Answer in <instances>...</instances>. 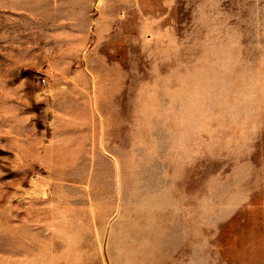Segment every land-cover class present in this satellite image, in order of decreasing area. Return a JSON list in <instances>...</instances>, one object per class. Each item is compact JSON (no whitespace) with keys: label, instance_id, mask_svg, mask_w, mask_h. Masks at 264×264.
I'll return each instance as SVG.
<instances>
[{"label":"rangeland","instance_id":"374dc122","mask_svg":"<svg viewBox=\"0 0 264 264\" xmlns=\"http://www.w3.org/2000/svg\"><path fill=\"white\" fill-rule=\"evenodd\" d=\"M0 264H264V0H0Z\"/></svg>","mask_w":264,"mask_h":264}]
</instances>
